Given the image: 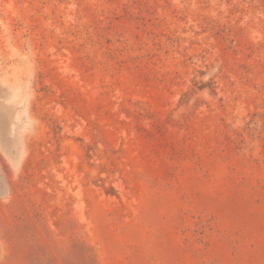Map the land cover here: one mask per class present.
Wrapping results in <instances>:
<instances>
[{
    "label": "rangeland",
    "instance_id": "1",
    "mask_svg": "<svg viewBox=\"0 0 264 264\" xmlns=\"http://www.w3.org/2000/svg\"><path fill=\"white\" fill-rule=\"evenodd\" d=\"M0 264H264V0H0Z\"/></svg>",
    "mask_w": 264,
    "mask_h": 264
}]
</instances>
